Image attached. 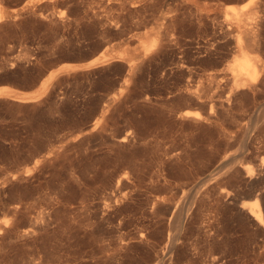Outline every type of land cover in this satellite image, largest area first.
<instances>
[{"label":"rangeland","instance_id":"obj_1","mask_svg":"<svg viewBox=\"0 0 264 264\" xmlns=\"http://www.w3.org/2000/svg\"><path fill=\"white\" fill-rule=\"evenodd\" d=\"M27 1L0 0V86L112 59L0 96V264H264V0Z\"/></svg>","mask_w":264,"mask_h":264},{"label":"bare ground","instance_id":"obj_2","mask_svg":"<svg viewBox=\"0 0 264 264\" xmlns=\"http://www.w3.org/2000/svg\"><path fill=\"white\" fill-rule=\"evenodd\" d=\"M41 0H28L27 2H25L21 7H20V11L22 10H25L27 9L28 7H30L31 5L33 6L35 3L39 2ZM31 6V7H32ZM17 12V10H14ZM19 11V10H18ZM9 16L7 14V12L1 7L0 5V20H2L3 18ZM251 38H253L251 36ZM250 38V39H251ZM155 42V41H154ZM155 44L156 43H153L151 45H148L144 48L143 50V55H149V53L154 49L155 47ZM158 45V44H157ZM156 45V47H157ZM155 47V48H156ZM157 49V48H156ZM237 52L239 53V58L232 64L231 66V71L233 72V74L235 76L239 75L241 76V78H245L244 81L241 83V80H240V83L238 85L241 84V86H244L245 84H247L246 82H248V80L254 82L255 79H256V74H257V68H258V64H257V61L258 59H255L254 56H251L243 47V44H242V41L240 39H238V45H237ZM112 59V57H108V55L106 53H101L99 54V56H96L94 57L93 59L89 60L88 62H86L85 64H64L62 65L60 68L58 69H55V70H51L46 76L45 78H43V80L41 81V83L39 84V86L30 91V92H25V91H20V90H17V89H14L10 86H0V96H3L5 98H12V99H15V100H18V101H37L38 99L41 98L42 95H44L45 93V88H46V85H47V82L55 75L56 72H58V70H62L63 68H71V69H78L80 67H82L83 65L85 66H91V65H94V64H97V63H108L110 60ZM133 65H135V63L131 62L128 64L129 68L130 69H133L131 68ZM127 70L128 71H130ZM131 72V71H130ZM128 72V73H130ZM233 76V75H232ZM239 77H237V80H238ZM240 79V78H239ZM127 79H125L124 81H126ZM247 80V81H245ZM236 81V80H235ZM250 83V82H249ZM252 84V83H250ZM237 85V84H236ZM249 85V84H248ZM246 86V85H245ZM252 86V85H251ZM253 87V86H252ZM239 88V86H238ZM106 104V103H105ZM104 104V107L106 106ZM104 109V108H103ZM106 110V109H105ZM184 115L186 116H194V117H197L198 116V112L195 111V110H185L183 112ZM102 115V114H101ZM100 115V116H101ZM104 117V115H102ZM98 117V116H97ZM102 117V118H103ZM96 118V117H95ZM101 118V117H99ZM97 119V118H96ZM95 120V119H94ZM98 122V120H97ZM102 122V121H101ZM100 123V122H99ZM98 123V124H99ZM98 124L96 125V127L98 126ZM100 125V124H99ZM95 127V128H96ZM93 129V127H92ZM125 139V136H122L119 138V140H124ZM263 164V163H261ZM236 169V168H234ZM238 169V168H237ZM250 173V171H247ZM251 174V173H250ZM15 175V174H14ZM249 175V174H248ZM252 175V174H251ZM259 190V189H258ZM260 192V191H259ZM251 193V192H250ZM258 194L259 193H252L250 194L251 196H254L253 200L250 201L251 205L249 206V208H247V212H246V215L248 217L246 218H251L252 221H254L258 226H260V229L262 228L264 230V216H263V212L261 211V209L259 208V205H258ZM262 194V192L260 193ZM259 194V195H260ZM249 195V194H248ZM261 198V196L259 197ZM240 209H246V205L245 204H241L240 205ZM242 211V210H241ZM181 214V213H180ZM180 216V215H179ZM178 216V217H179ZM181 216L178 218V226H181L182 225V220H181ZM255 224V225H256ZM254 225V223H253ZM256 227V226H255ZM259 227H257L258 229ZM1 229V228H0ZM144 235V233H143ZM142 237V236H141ZM141 241H142V238H140ZM168 242V241H167ZM173 242V241H172ZM170 243V242H169ZM172 244V243H171ZM126 245V244H125ZM100 248L101 251H103L105 249V245H101L100 243ZM123 243H120L119 247H123ZM171 247V246H170ZM169 247V248H170ZM168 248V249H169ZM219 256H217L215 259H217ZM214 258V257H213ZM212 260V259H211ZM216 261V260H214ZM213 262V261H212Z\"/></svg>","mask_w":264,"mask_h":264},{"label":"water","instance_id":"obj_3","mask_svg":"<svg viewBox=\"0 0 264 264\" xmlns=\"http://www.w3.org/2000/svg\"><path fill=\"white\" fill-rule=\"evenodd\" d=\"M49 72L48 71H44L41 75H40V77H38L36 80H34L33 82H32V84L27 88V89H32V88H36V87H38V85L40 84V82H41V79H42V77H44L45 75H47Z\"/></svg>","mask_w":264,"mask_h":264}]
</instances>
